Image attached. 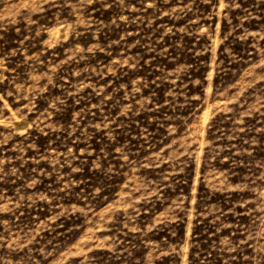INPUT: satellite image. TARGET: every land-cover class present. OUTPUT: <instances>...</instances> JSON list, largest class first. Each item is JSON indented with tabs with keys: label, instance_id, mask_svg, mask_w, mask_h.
<instances>
[{
	"label": "rangeland",
	"instance_id": "rangeland-1",
	"mask_svg": "<svg viewBox=\"0 0 264 264\" xmlns=\"http://www.w3.org/2000/svg\"><path fill=\"white\" fill-rule=\"evenodd\" d=\"M0 264H264V0H0Z\"/></svg>",
	"mask_w": 264,
	"mask_h": 264
}]
</instances>
